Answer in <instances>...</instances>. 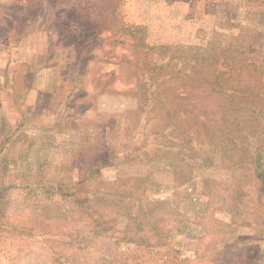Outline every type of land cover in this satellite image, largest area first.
<instances>
[{
    "label": "rangeland",
    "instance_id": "1",
    "mask_svg": "<svg viewBox=\"0 0 264 264\" xmlns=\"http://www.w3.org/2000/svg\"><path fill=\"white\" fill-rule=\"evenodd\" d=\"M114 11L149 45L205 47L249 28L246 43L264 53V0H0V264H264V161L219 135L223 114L250 105L211 93L196 107L215 126L194 163L168 160L161 135L139 148L153 112L136 113V78L119 59L140 57L135 40L117 45L118 64L103 60ZM257 113L244 114L247 123L263 125ZM120 118L138 124L127 143ZM101 139L127 149L100 151ZM123 187L136 188L135 200Z\"/></svg>",
    "mask_w": 264,
    "mask_h": 264
},
{
    "label": "trees",
    "instance_id": "2",
    "mask_svg": "<svg viewBox=\"0 0 264 264\" xmlns=\"http://www.w3.org/2000/svg\"><path fill=\"white\" fill-rule=\"evenodd\" d=\"M31 1L39 3V0ZM113 10L116 8L114 7ZM91 14L89 11L78 12L80 18L82 16L89 18ZM109 18L113 26L107 25L110 26V33L103 39L106 41L107 38L111 50L108 52V57H104L103 60L107 64L113 63L115 65L117 62L113 60V57H118L115 53L117 45L125 43L127 36H130L131 40H135L131 45L137 48V54L140 57L131 59L129 55L122 54V57L118 58L129 64L128 74L131 78H136L135 94L139 99V108L135 110L136 113L140 115L141 112H153L152 115L149 116L148 114L146 117L148 120L142 125L145 127H142L140 132L137 131L138 124L136 121H133L134 124H125L123 120L126 118H120L117 122L118 128L128 137L125 143L132 140L131 137L135 138L139 132L138 140L141 141V145L138 147L144 148L148 143L147 137L161 135L164 146L161 150L163 149L167 154H170L168 160L178 162L183 159L182 155L185 156V159L189 155V161L194 163V153L197 154L201 152L200 150L205 149L202 148L203 143L197 141L199 138L202 142L205 141L206 134L215 126L206 120L208 109L202 108L196 112V107L198 105H210L211 93L221 94L228 100L227 102L230 101L231 105H250V107H246L244 113L235 114V107H233L232 114H223L224 126L223 123L220 125L222 126L219 128L220 137L225 141L227 147L239 149L245 154L244 156L248 155L253 162L254 157L259 162L264 161V124H249L244 115H253L258 111L257 114L264 117V108L258 109V104L255 103L257 100H262V96H264V53L258 52L255 48H250L249 43H246V37L252 36L250 41L254 38L255 34L252 30L249 28L245 31L244 29L241 30L237 37H231L227 43H224L216 35L205 47L192 45L153 46L146 43V31L144 29H133L126 26L115 11L111 12ZM106 21L108 20L106 19ZM86 46L89 47V45ZM84 48L87 50L86 47H83V50ZM117 70L118 68L113 67L110 73L115 75ZM110 73H100V76ZM113 81L115 82L116 79ZM229 90H231L230 93H228ZM205 92L208 93L205 94ZM159 103H162L161 108L158 107ZM157 107L162 110L161 113H156ZM117 117H124V115ZM149 117L155 123L165 118L162 129L151 131L146 128V124L151 122ZM122 122L124 126H122ZM96 126H101L103 137L104 125L96 124ZM133 126L134 131H131ZM192 130L193 133H191ZM103 144L102 148L101 139L100 151L109 148L117 149V146L127 149L123 143L112 142L111 145L107 139L103 140ZM214 144L219 150L223 149L222 143L215 142ZM149 152L150 150L145 149L144 155L148 156ZM126 156L130 155L127 153ZM202 156L206 157L207 155L203 153ZM258 174L260 179H264V172ZM140 186L142 187H138V192L144 193L143 184ZM135 189L128 187L126 190L123 187L118 192L126 198L135 200L133 195ZM143 189L144 192H142ZM66 193L71 196L76 195V191H67ZM83 207L89 208L87 205ZM138 211V213L141 212L140 208ZM145 212L148 213V210ZM99 218L98 216L97 219ZM167 223L165 221L164 225ZM108 225L109 221L99 223L102 231L106 230Z\"/></svg>",
    "mask_w": 264,
    "mask_h": 264
}]
</instances>
